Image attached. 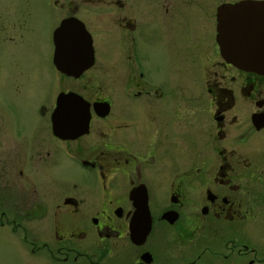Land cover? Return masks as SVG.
<instances>
[{"label": "flooded vegetation", "instance_id": "flooded-vegetation-1", "mask_svg": "<svg viewBox=\"0 0 264 264\" xmlns=\"http://www.w3.org/2000/svg\"><path fill=\"white\" fill-rule=\"evenodd\" d=\"M233 5L264 13V0H204L198 13L175 0H0V32L4 15L29 35L51 25L49 60L24 66L37 78L17 92L0 82V232L20 256L264 264V75L220 53L217 12ZM145 27L182 33L171 79L139 55Z\"/></svg>", "mask_w": 264, "mask_h": 264}, {"label": "rangeland", "instance_id": "rangeland-1", "mask_svg": "<svg viewBox=\"0 0 264 264\" xmlns=\"http://www.w3.org/2000/svg\"><path fill=\"white\" fill-rule=\"evenodd\" d=\"M178 5L187 6L188 9L194 13H198V10H206L204 6V0H180L181 4L175 0ZM179 1V0H178ZM3 29L0 32V82H13L16 87L15 92L20 90L26 79L37 78L36 75L29 73V70L24 66L31 65L40 59V56L45 60H49V53L51 51V41L49 42L50 32H47V27L44 25L43 20L35 21L33 23L36 26L35 33L32 35L27 34L25 25H14L7 27L6 16H2ZM189 23V22H188ZM50 24V23H49ZM17 30V31H16ZM21 31V34H19ZM167 31H157L154 27L149 29L145 27L143 29V35L139 38L140 48L138 50L139 55L144 60L149 57L146 65L147 69L155 77L166 76L171 79L174 75L173 68L180 67L179 59L183 61L185 54L177 52L175 47H172L173 43L177 42V33L182 37V33ZM46 46V47H45ZM43 50V54H41ZM46 51L48 53H46ZM10 62H15V65L10 68ZM185 66V64L183 63ZM46 67H49V77L54 81L55 75L53 74L50 64L46 62ZM46 69L44 70L45 73ZM45 76V75H44ZM48 79V78H47ZM185 82V80H184ZM48 100L53 98L54 89L50 83L46 84V87L42 90ZM38 229H40L38 227ZM0 232V264H22L21 261L27 260L30 257L24 256V254H18L21 246L17 240H13L15 235H11L9 230H2ZM37 229H35V232ZM257 233L254 237L255 243L258 247L264 244V224L260 223ZM40 232V231H38ZM17 237V236H16ZM40 238H44L43 235H39ZM263 249V248H262ZM264 252V249H263ZM25 253V251H21ZM32 257V256H31ZM25 258V259H24ZM34 261V260H33ZM33 261L27 260L26 264H32Z\"/></svg>", "mask_w": 264, "mask_h": 264}, {"label": "water", "instance_id": "water-1", "mask_svg": "<svg viewBox=\"0 0 264 264\" xmlns=\"http://www.w3.org/2000/svg\"><path fill=\"white\" fill-rule=\"evenodd\" d=\"M246 12L245 5H233L218 10L216 41L224 60L244 71L264 75V13L254 15L251 19L239 18L246 15ZM238 29L241 30L236 31ZM53 63L56 64L55 58ZM63 96L56 99V111L68 100ZM145 231L147 233V226ZM146 233L141 235V239ZM133 241L137 242V237Z\"/></svg>", "mask_w": 264, "mask_h": 264}]
</instances>
